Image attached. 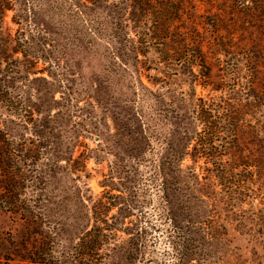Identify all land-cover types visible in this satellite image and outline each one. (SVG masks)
<instances>
[{"label":"rangeland","instance_id":"obj_1","mask_svg":"<svg viewBox=\"0 0 264 264\" xmlns=\"http://www.w3.org/2000/svg\"><path fill=\"white\" fill-rule=\"evenodd\" d=\"M1 199L0 264H264V0H0Z\"/></svg>","mask_w":264,"mask_h":264},{"label":"trees","instance_id":"obj_2","mask_svg":"<svg viewBox=\"0 0 264 264\" xmlns=\"http://www.w3.org/2000/svg\"><path fill=\"white\" fill-rule=\"evenodd\" d=\"M5 189H6V188H5ZM9 192H10V190H9ZM5 199H6V198H5ZM5 199H1V200H0V205H4V203H7ZM10 203H11V202H10Z\"/></svg>","mask_w":264,"mask_h":264}]
</instances>
